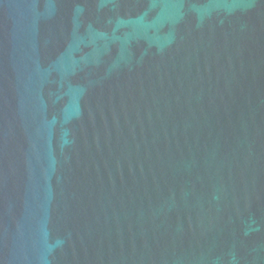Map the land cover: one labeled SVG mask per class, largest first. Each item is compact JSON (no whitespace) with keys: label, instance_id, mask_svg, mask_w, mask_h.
<instances>
[{"label":"water","instance_id":"obj_1","mask_svg":"<svg viewBox=\"0 0 264 264\" xmlns=\"http://www.w3.org/2000/svg\"><path fill=\"white\" fill-rule=\"evenodd\" d=\"M0 264H264V0H0Z\"/></svg>","mask_w":264,"mask_h":264}]
</instances>
